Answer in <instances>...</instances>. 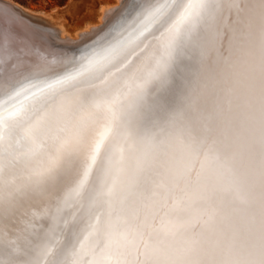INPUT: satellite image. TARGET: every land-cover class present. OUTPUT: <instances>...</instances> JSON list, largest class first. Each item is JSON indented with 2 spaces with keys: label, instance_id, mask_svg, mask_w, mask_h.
<instances>
[{
  "label": "snow or ice",
  "instance_id": "1",
  "mask_svg": "<svg viewBox=\"0 0 264 264\" xmlns=\"http://www.w3.org/2000/svg\"><path fill=\"white\" fill-rule=\"evenodd\" d=\"M170 7L146 9L140 35ZM177 8L176 23L158 41L163 51L146 74L131 64V42L118 41L77 70L15 93L36 87L31 96L38 106L0 115V173L18 159L19 124L25 155L52 139L41 178L82 157L72 189L79 194L93 166L102 170L100 188L93 189L99 211L93 209L91 232L49 264H264V0H179ZM13 35L0 25L5 66H13ZM185 47L196 48L211 73L199 112H172L133 132L124 119L132 105L127 81L140 82V100L152 83H167ZM85 74L103 76L104 95L57 102L65 86L75 87ZM50 253L44 248L40 255ZM0 264L40 261L17 238L0 243Z\"/></svg>",
  "mask_w": 264,
  "mask_h": 264
},
{
  "label": "bare ground",
  "instance_id": "2",
  "mask_svg": "<svg viewBox=\"0 0 264 264\" xmlns=\"http://www.w3.org/2000/svg\"><path fill=\"white\" fill-rule=\"evenodd\" d=\"M166 2L172 7L140 35L146 27L142 23L147 14L145 10ZM178 3L179 0H104L95 20L70 27L47 12H33L15 0H0V25L14 34L11 44L13 66L4 65L3 60L8 56L0 51L3 58L0 60V95L9 93L19 82H25L16 87L18 90H12L11 95L0 99V115L7 117L8 112L16 109L31 110L38 106L37 100L31 96L36 87L15 95L21 88L32 84L27 79L66 70L32 84L43 87L45 83L77 70L93 54L103 55L118 41L131 42L127 49L134 53L129 56L131 64L142 67L146 74L158 53L163 51L158 44L161 34L177 21ZM107 74L105 72L104 76ZM102 79L103 76L92 79L85 74L75 87L65 86V90L57 95V102L64 97L69 100L84 96L101 98L105 89L100 83ZM139 83L134 78L127 81V88L132 89V95L128 97L132 105L127 107L124 119L130 123L133 132L137 128L143 129L150 119L162 121L172 112L182 110L186 116L198 113L212 88L210 69L194 47L181 50L166 84L152 83L137 100L135 93ZM22 97L25 99L21 100ZM15 99L19 102H13ZM128 101H125L126 106ZM14 137L19 141L15 145L18 159L12 166L6 164L0 173V197L4 206L0 212V243L19 238L40 264H49L54 255L70 252L91 232L90 226L96 221L93 209L99 211L98 205L93 203V189L100 188L102 170L94 165L84 189L77 194L72 189L81 171L82 157L65 165L57 175L41 178L52 139L46 138L47 147L28 156L25 155L27 143L22 124L15 129ZM116 139L108 142L109 150ZM102 158L98 157V160ZM44 248L52 249L47 257L40 255Z\"/></svg>",
  "mask_w": 264,
  "mask_h": 264
},
{
  "label": "rangeland",
  "instance_id": "3",
  "mask_svg": "<svg viewBox=\"0 0 264 264\" xmlns=\"http://www.w3.org/2000/svg\"><path fill=\"white\" fill-rule=\"evenodd\" d=\"M23 7L41 13H49L73 27L87 21L95 20L99 6L104 0H15ZM74 41V40H73Z\"/></svg>",
  "mask_w": 264,
  "mask_h": 264
},
{
  "label": "water",
  "instance_id": "4",
  "mask_svg": "<svg viewBox=\"0 0 264 264\" xmlns=\"http://www.w3.org/2000/svg\"><path fill=\"white\" fill-rule=\"evenodd\" d=\"M78 63H80V62H78ZM78 63L77 64H75V65H78ZM69 69V68H68ZM64 71H66V70H64ZM64 71H61L62 73L64 72ZM61 72H58V73H54L53 75H47V76H40V77H37V78H35L34 80L33 79H27V80H29L30 82H32V84H35L36 82H38V81H45L46 79H48L50 76H54V75H57L58 76V74L60 75L61 74ZM39 78V79H38ZM20 83V84H19ZM18 83V85H16L15 87H13V89H11L10 91H9V93L7 92V93H4V94H1L0 95V99H2V98H5L6 96H9V95H11V93H12V90H14V89H17L19 86L21 87V85H23V84H25V82H19ZM17 87V88H16ZM24 88V87H23ZM20 89V88H19ZM18 90V89H17ZM14 97V96H13ZM13 97H11V99L13 98ZM9 98V97H8ZM25 98L24 97H22L21 98V100H24ZM18 99H15L13 102H15V101H17ZM20 100V99H19ZM17 102H19V101H17ZM14 104V103H13Z\"/></svg>",
  "mask_w": 264,
  "mask_h": 264
}]
</instances>
